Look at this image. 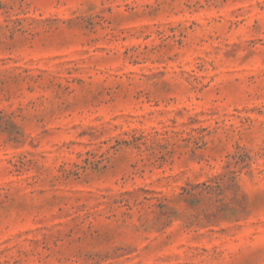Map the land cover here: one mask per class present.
Listing matches in <instances>:
<instances>
[{"label":"rangeland","instance_id":"rangeland-1","mask_svg":"<svg viewBox=\"0 0 264 264\" xmlns=\"http://www.w3.org/2000/svg\"><path fill=\"white\" fill-rule=\"evenodd\" d=\"M0 264H264V0H0Z\"/></svg>","mask_w":264,"mask_h":264}]
</instances>
